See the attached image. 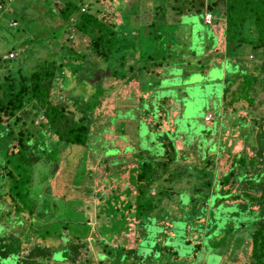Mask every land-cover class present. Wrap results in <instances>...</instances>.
<instances>
[{"label":"rangeland","instance_id":"rangeland-1","mask_svg":"<svg viewBox=\"0 0 264 264\" xmlns=\"http://www.w3.org/2000/svg\"><path fill=\"white\" fill-rule=\"evenodd\" d=\"M28 1L24 5L30 6L27 16L30 22L24 21V15L20 14L23 10L20 2L18 6L21 7L10 10V19L6 17L8 27L0 26V75L7 73L9 68L5 67L9 62L14 71L24 68L30 49L36 52L37 58L47 56L44 47L34 46L38 42H46L47 46L58 50L61 46L59 56L64 63L77 64L81 62L78 56H92L89 65L96 64L98 69L87 73L84 81L72 79L70 69H66L64 78L54 83V102L65 99L70 110H77L75 106L82 109V113L76 115L90 131V134H82L86 136L82 138L85 146H74L71 142L64 149L61 146L55 158L59 165L53 177L48 174L46 181L45 176L35 177L34 186L29 188L25 185L26 177L20 176L17 187L20 192L12 199L4 178V163L15 161L12 164L15 166L16 159L23 154L36 162L40 158L39 150L31 148L40 139H45V144L50 146L56 137L49 128L42 129L45 119L40 112L29 119L33 125L29 122L24 126L34 135L33 138L29 136L25 152L19 154V146L14 141L19 139L16 130L0 136V226L7 230L5 244L14 248L18 241L20 256H25L36 244L58 252L68 242L83 244L75 264H258L264 248L256 249L254 245L264 237V200H255L250 191L259 189L255 192L258 196L264 188V166L261 164L264 161V83L257 79L258 74L264 78V54H258L261 50L253 48L254 44L241 49L231 43L232 30L227 33L224 15L215 18L217 14H213L212 24L205 25L203 7L199 11L189 8L190 0H177L181 9H165L168 21L185 17L180 24L185 42L177 43L182 35L164 37L168 45L166 50L171 51L165 61L159 58L160 41L153 36L148 22L155 14L151 12V16H146L145 9L140 6L143 0ZM68 1L70 10L80 8L81 11H75L68 26L61 27L63 30L55 34L58 38L51 40V29L55 26L52 18L60 16V10L68 6ZM130 9L133 14L127 13ZM82 11L112 26L116 33L110 72L106 70L107 61L96 55L90 40L74 27ZM186 12L189 14L179 16ZM2 13L0 10V15ZM33 18L36 24L31 25ZM41 22L46 24V29L41 28ZM156 26L170 29L168 32L172 34L176 32L164 22H156L154 28ZM156 32L161 34L159 29ZM124 40L131 46L139 45L140 50L151 45L154 51L146 53L160 60L159 66L148 72L152 65L147 64L139 51L137 67L140 72L137 76L127 75L131 69L128 67L135 68V65L129 61L130 55L125 50L124 57L118 58L121 55L118 44ZM22 48L26 50L25 56L19 55ZM75 54L77 57H72ZM196 58L199 63L195 64ZM208 63H213L212 68H205ZM183 64L193 70L184 68ZM195 67L202 68V74L191 76L198 72L194 71ZM168 68L173 69V78L165 80L168 74L164 72ZM146 72L153 76L150 82L143 79ZM251 72L254 76L249 74ZM133 78L137 83L131 81ZM113 79L118 81L112 83ZM152 86L157 91L153 105L149 93ZM244 93L254 96L256 110L248 107L244 100L236 103L237 96L245 97ZM74 96L82 97V103L77 105L71 99ZM156 101L159 104H155ZM31 112L35 114L36 111ZM176 124L181 126L178 132L184 135L176 132L173 136ZM200 136L203 148H200ZM210 139L211 144L208 143ZM212 144L215 146L210 147ZM258 150H262V155L260 163L256 164ZM237 153L238 158L234 156ZM54 154L46 151L42 155L41 150L43 162L49 158L46 162L53 163ZM232 159L241 166L235 162L233 165ZM246 160L251 162L249 166ZM225 172L229 175H223ZM246 172L249 180L245 184ZM56 176L58 178L54 179ZM52 179L55 184L49 195L46 188L52 186ZM41 182L44 186L38 188ZM149 183L152 184L147 187ZM217 184H223L221 192L215 189ZM89 186L92 192L85 193L87 189L84 188ZM226 204H235L237 209ZM13 206H17L18 213H24L21 214L24 223L23 227L16 225L9 230L4 218L9 213L10 219L14 218ZM28 208H32V216L27 214ZM232 211L239 218L229 221L228 213ZM133 214L140 216L142 225ZM241 238V246L235 247V240ZM2 244L0 242V247ZM123 247L127 250L138 247L137 253L126 255ZM17 248L13 249L16 253ZM104 254L108 263L101 262L104 258L100 256ZM121 254L123 259L119 261Z\"/></svg>","mask_w":264,"mask_h":264},{"label":"trees","instance_id":"trees-1","mask_svg":"<svg viewBox=\"0 0 264 264\" xmlns=\"http://www.w3.org/2000/svg\"><path fill=\"white\" fill-rule=\"evenodd\" d=\"M13 1L9 3L7 0H0V10L4 12L0 15V26L5 24V27L6 28L8 27L9 22L5 23L6 17L10 19V10L12 8L21 7L18 6L20 2H22V7H23L22 8L23 10L21 11L20 14L24 15V21L30 22V20L27 18L30 6L24 5L27 3L26 0H15L14 2ZM28 2L30 3V1ZM66 4L68 6L64 10H60V16L57 18L53 16L52 18L53 21L52 24L55 25L53 28L55 29L53 28L51 29L53 34V35L51 34V40L52 37L58 38V36L55 34L58 33V31L63 30V28H65L66 26H68L69 20L73 15V13L77 10H80V8L78 9L75 8L74 10H70V5H69L70 1L66 2ZM214 6H216L215 3L209 5L210 11L212 10L213 12ZM222 13L224 15V21L226 22L227 33H230L228 32L229 29L232 30V37L230 39L231 43H235L236 46L241 47V49H244L245 45L246 47H248L251 45L253 46L254 44L253 48L255 47L256 49L261 50V52H259L258 54L259 55L260 53L264 54V0H225V5L222 10ZM58 20H60L59 23L58 24L55 23ZM33 23L36 24L35 18L32 19L31 25ZM31 25L28 27H31ZM40 25L42 29L47 28L46 24L43 22H41ZM74 27L80 33V35L87 37L90 40V44L93 46L96 55L105 59L107 61L106 67L107 68L110 67L112 63L110 62L111 54L114 49L113 43L115 44L113 39L116 34L113 31L112 26L107 25L102 21L98 20L95 16L89 15L88 13L82 11L77 21L75 22ZM16 39L18 38L16 37ZM124 43L125 45H128L127 40L122 41V44H120L121 49H119V51H121V55L118 58H121L123 56L122 54L125 53V52L122 53L125 50V49L123 50L125 46ZM27 44L28 43L25 42L23 43V45H27ZM52 44H54V42H52ZM21 46L22 45L19 42V47L21 48ZM34 46L40 48L44 47L47 56H45L44 58L42 57L37 58L34 56L36 52L32 49H30V52H27L25 56L24 53L26 50L22 48L20 49L19 55L20 56L24 55L25 57H28V62L24 65V68L20 67V69L14 71L11 68L13 66H10V62H9L8 66L5 67V68H9L7 73L5 75L3 74L0 75V136L6 134L9 135L11 132L16 130L19 139L18 138L14 139V141H16V145L19 146L18 149L19 154L25 152L28 147L26 144L29 143L28 141L29 136L32 137L34 135L30 131V129L24 126H26L29 122L33 125V121L32 120L30 121L29 119L32 118V116L35 117V115L38 112H40L42 113L45 119V122L42 123L43 124L42 129H46V127H49L51 134L55 135L57 139L55 141L53 140L52 145L50 144V146H48V144L46 143L48 146L47 150H45L44 147V145L46 146L45 139H40V141L36 144V146L34 148L33 147L31 148V150L32 149L39 150V154H38V156L40 157L38 159L39 161L37 160L36 162H31L32 159L30 161L28 155L23 154L22 156L16 159L15 166L12 165L13 162L15 161L11 163H9V161H6L4 163L5 165L4 178L7 180V187H8L7 191L11 195V199L13 198L14 194H16V192H20L19 190H17L19 184L18 181H20L19 178L20 176L26 177L27 184L25 185L29 186V188L32 187V185L34 186L35 180H33V178L35 177H37L38 179L39 177L43 178L45 176L44 181H46V179H49L48 174H52L51 176L53 177V175L55 174L54 170L56 169L57 165H59V162L55 158L58 156L60 147L62 146L63 149L66 148V145H68L69 142L73 143L74 146H78V147L85 146L82 142V138L86 139L85 138L86 136H83L82 134L83 132H86V135L90 134V131H88L89 128L83 124L82 118L77 117L76 115L77 113L78 114L82 113V109L79 110L80 107L75 106L77 110H70L65 103V99L64 102L61 101L54 102L52 98H53V90L55 89L54 83L56 82V80L58 81L60 78H64V76L62 75L65 74L64 71H66V69H70L72 79L78 81H84V78L85 76H87L86 75L87 73H92L98 69L96 68V64L89 65V63H91L89 58H91L92 56L77 57V54H75L72 57H77V59H80L81 62H78L77 64H73L70 62L64 63L63 62L64 60L63 59L61 60V57L59 56L62 51L61 46L59 50L53 49L51 46H47L46 42L40 44L38 42ZM165 57H167V55L163 56L162 60L165 61ZM149 59L154 61L155 56L152 54L150 55ZM122 64L123 65L125 64V60L122 62ZM210 65L211 67L210 66L209 67L212 68L213 63H210ZM262 69L264 70V64ZM108 70L110 72L111 69L108 68ZM252 72L254 73V71ZM252 72L249 74L253 75ZM261 76H262L261 74H258L257 79L259 78V80H262L264 83V78H261ZM243 95H245V97H240V95L237 96L238 100L236 101V103H238V101L240 102L241 100H244V102L247 104L248 107H253V109L256 110L255 108L257 107L255 106L254 96L252 95L250 97L247 93H244ZM71 99L75 100L77 105L78 103H82V97L74 96ZM257 99H259V96ZM31 111H36V112L35 114H33V112ZM42 124H40V126ZM180 127L177 128V130H175L173 136L176 135V132L180 131ZM179 133L180 132H178V134ZM202 136L204 137V133L202 134ZM206 139L207 138L205 136L204 140ZM208 143L211 144V139ZM213 145L215 146V144H212L210 147H212ZM210 147L208 148L207 152L209 151ZM41 150H42V155H44V152L46 151L55 153L53 163L46 162V160H48L49 158H46L45 162H43V159L41 157L42 156ZM263 150H264V144H263ZM202 154H204V152ZM261 155H262V150H258V153L255 156L258 162L254 161L256 162V164L260 163L259 161H261L260 160ZM247 161L248 160H246V162ZM18 163L19 165H17ZM246 164L249 166L251 162H247ZM261 164L264 166V161H261ZM165 167L168 169V164ZM88 168L91 169V165H89ZM46 174H47V178H46ZM247 175L248 173L246 172L245 178L243 179V181L245 180V184L246 182L248 183L249 180L247 179ZM57 178L58 176L54 177V179ZM54 179H52L53 180L52 186L46 188L49 195L51 194L53 190L52 187L55 184ZM152 183H149V185L146 184V186L149 187L150 184ZM43 186L44 183L41 182L38 188H42ZM91 187L92 186H89V188L85 187L84 190L87 189L85 193L89 191L92 192L93 188ZM210 187L211 184L209 185V188ZM261 190L263 192L260 193L259 197H254L251 195L250 196L252 198H255V200L257 201L264 200V188H262ZM13 191H15V193ZM214 196H216V194H214ZM230 205L232 206L234 205L235 209H237V206L235 204H230ZM232 206H230L229 208H232ZM16 208L17 206L15 207L13 206L14 215H15L14 218L18 216L17 219L13 218L11 220L10 213L9 216L4 218V221L5 219H7L5 221V224L8 222L10 228L9 230H13L16 225L17 227H23L24 220L22 218L23 215L21 216V214L24 213L22 212L18 213L16 211ZM130 208L133 207L131 206ZM26 211L29 216H32V211H33L32 208L30 209L28 208ZM242 214H245V212H242ZM134 216L136 219H138L137 223L140 222L142 225V220L140 216L137 214ZM228 217H230L228 218L229 221L231 220V218L232 219H235L236 217L237 219L239 218L238 214L235 213V211L228 213ZM0 218H2V215L0 216ZM29 220L31 222L30 218ZM6 231L7 230L5 227L0 226V235L3 234L2 240L0 242L4 243L2 244V247H0V264H8V263L10 264H75L77 256L79 254V249L83 245V244H75L68 242L67 245L61 248L60 251L61 253H60L57 251V249H51V248L49 249L46 246L42 247L41 245L36 244L30 249L29 253H27L25 256H20L17 248V246L19 247L18 241H17V246H14V248H10L5 244L7 240ZM254 246L256 249L260 247L264 248V237L261 238V241H256ZM15 247L17 248V253L13 251V249L16 250ZM118 247L120 246H117V248ZM123 249L125 248L123 247ZM137 249L138 247L134 248V250L125 249V251L127 250L126 255L136 254ZM11 252L12 255L10 254ZM31 252L33 253L31 254ZM121 256L122 254L119 256L120 257L119 261L123 259ZM106 257H107L106 254L101 255L100 259L104 258L103 260H101V262L103 261L108 263L109 260ZM26 258L29 260H27ZM257 263L264 264V253L259 256V258L257 259Z\"/></svg>","mask_w":264,"mask_h":264},{"label":"crops","instance_id":"crops-1","mask_svg":"<svg viewBox=\"0 0 264 264\" xmlns=\"http://www.w3.org/2000/svg\"><path fill=\"white\" fill-rule=\"evenodd\" d=\"M201 1H202V3H201ZM201 1H198V0H194L193 2L190 0L189 2V4H188V7L189 8H191V9H196L197 11H199V10H202L201 8L203 7V9H204V13H205V9H207V10H209L210 11V8H209V5H211V4H213V3H215L216 4V6H214L213 7V12H212V10L210 11L212 14H217V16L215 17V18H217V17H220L221 15H223V13H222V10H223V8H224V5H225V1L224 0H214V1H210V2H206L205 0H201ZM143 6V9H145V12H146V16L147 15H150L151 16V12H153L154 14H155V18L153 17V16H151V18H152V21H148V22H150V24H151V27H150V29L152 30L151 32H152V34H153V36H156L155 37V39L156 40H158L159 38H161V40H160V42H159V44H160V47H161V51H160V57L159 58H162L163 56H166V55H171V51L168 53L167 52V50H165V49H163L164 48V44H166L167 42H166V40L164 39V37L166 36V37H177V35L179 34L178 32L180 31V34H179V36L181 35V30L183 31V34L182 35H184V30H183V28H180L181 26H180V24H181V20H184V18L185 17H183V18H179V19H177L176 21H175V18H172V20L171 21H168L166 18H165V16H164V12H165V9L166 8H168V7H173L174 9L175 8H177V9H181V8H179V6H178V1L177 0H143L142 1V3L140 4V6ZM188 8V9H189ZM127 13L128 14H133V12H132V10L130 9V10H128L127 11ZM193 13H195V12H193ZM189 14V12H186L185 14H182V13H180V17H182V16H186V15H188ZM213 15V16H214ZM163 16V17H162ZM158 23V22H164L165 23V25H167V24H170L172 27H171V29H173L174 28V30L176 31L175 32V34H172V33H170V32H168L170 29H168V31L167 30H164V28H158L157 26L154 28V26H155V23ZM204 24H205V22H204V16H203V21H202ZM182 23H183V21H182ZM206 25V24H205ZM157 29H159L160 30V32H161V34H158L157 32H156V30ZM171 31V30H170ZM148 35H150V30H149V33H148ZM163 37V38H162ZM184 38H185V35H184ZM132 40V39H131ZM130 40V41H131ZM178 40V39H177ZM181 39H179L178 41H177V43L179 44V45H181V41H180ZM147 41H149V40H147ZM146 42V41H145ZM142 46V45H141ZM121 47V45H118V48H120ZM139 45H130V44H128V45H125L124 46V48H123V50L125 49L128 53H129V55H130V58H129V61H131L132 63H133V65H135V68H132V67H128V68H131L130 70H129V72H126L127 73V75L129 74V75H134L135 76V74H136V76L139 74V72H140V69L137 67V65H138V57H139V54H138V52L139 51H141L142 52V55H143V58L147 61V64L148 65H152L151 67L149 66V69L147 70L148 72H152L153 71V68H156V65H158L159 66V63H160V60H154V61H152V60H150L149 59V57H150V54L149 53H146V51L147 52H153L154 51V49L152 48V46L151 45H145V46H143V50H140L139 49ZM209 53V52H208ZM141 55V54H140ZM162 55V56H161ZM249 57H252V55H250ZM166 58V57H165ZM162 60V59H161ZM162 61H164V60H162ZM136 62H137V64H136ZM194 63L196 64V63H199V60L196 58L195 60H194ZM183 66H184V68H187L188 70H193L192 68H190V67H188V64H183ZM211 67V65H210V63H208L207 64V67H205V68H207V69H209L210 67ZM209 67V68H208ZM109 69H111V66L110 67H108ZM194 71H199V72H201L202 73V68H199V67H195V70ZM117 72V71H116ZM148 72H146L145 74H144V77H143V79L145 80V81H148V82H150V80H152L153 79V76H152V74H149ZM115 76V75H114ZM133 76V77H134ZM123 80H125V79H120V81H123ZM133 80V81H132ZM116 81H118L117 79H113L112 80V83H116ZM131 81L132 82H136L137 83V81H135V79L133 78V79H131ZM131 82V83H132ZM138 86V85H137ZM47 128H49V127H46V129ZM46 129H45V131H46ZM53 135V134H52ZM55 136V135H54ZM56 137V136H55ZM56 139H57V137H56ZM239 153H237L236 155H234L235 157H237V155H238ZM238 158V157H237ZM233 162H235L234 164H237V165H240L241 166V164L239 163V162H237V161H235V160H233L232 159V164H233ZM233 164V165H234ZM223 175H229V173L228 172H225V173H223ZM225 177V176H224ZM241 182V181H240ZM217 185H219V184H217ZM211 186H212V183H211ZM4 193H6V192H4ZM3 193V194H4ZM77 222V221H76ZM242 238L241 239H236L235 240V247H240L241 246V243H242ZM240 244V245H239ZM238 256L239 255H237V258H238ZM239 259V258H238Z\"/></svg>","mask_w":264,"mask_h":264},{"label":"water","instance_id":"water-1","mask_svg":"<svg viewBox=\"0 0 264 264\" xmlns=\"http://www.w3.org/2000/svg\"><path fill=\"white\" fill-rule=\"evenodd\" d=\"M184 22V20H181V22ZM180 28H182V27H180ZM149 33V28H147V34ZM179 34H180V31L178 32ZM178 34V35H179ZM183 34V31L181 30V35ZM180 35V36H181ZM163 38V37H162ZM181 40V42H185V38H184V35H182V37L180 38ZM159 41L161 40V38H159L158 39ZM166 45L167 44H164V48L163 49H165L166 50ZM168 46V45H167ZM173 68V67H172ZM172 68H168V69H166L165 70V72H164V74H168V77H166L165 78V80H168V79H171V78H173V75L171 74V71L173 70ZM108 72H109V70H108V68L106 69ZM176 70H180V69H176ZM208 72V71H207ZM185 74V73H184ZM183 74V75H184ZM200 74H202L201 72H194L193 74H191V76H194V75H200ZM186 76V75H185ZM190 76V77H191ZM164 79V78H163ZM163 79H161V81L163 80ZM158 87H160V84L158 85ZM157 87V88H158ZM152 88H153V86L152 87H150V90H149V93H151V95H150V102H151V105H153V102L155 101V99H156V97H157V95H156V93H155V89L156 88H153V91H152ZM189 88V87H188ZM198 89H199V87H198ZM190 90V89H189ZM157 92V91H156ZM189 93H190V91H189ZM196 93V91L195 90H193L192 91V94H195ZM197 93L198 94H200L201 92L198 90L197 91ZM168 98L166 97L165 98V100H167ZM155 104H159V101H156L155 102ZM152 108V107H151ZM152 110V109H151ZM186 110V109H185ZM151 115H152V117H154L155 115L153 114V113H150ZM189 114H191V113H189ZM182 116V115H181ZM181 116H180V118H176V120H175V122H177L178 120H180L181 119ZM182 121V120H181ZM176 126V129L175 130H177V128H179L180 127V125L178 126L177 124L175 125ZM179 134H183V133H179ZM184 135V134H183ZM185 138H186V136H185ZM188 141V140H187ZM202 141H203V137H201L200 136V139H199V143H200V148H203V146H204V144L202 143ZM189 142V141H188ZM202 154V153H201ZM203 155V154H202ZM223 186V184H220V185H216L215 186V189L216 190H218V191H220L221 192V190H222V187ZM212 188V186L210 187V189ZM215 191V190H214ZM178 195V197H179V194H177ZM213 196H214V193H213ZM223 197H225L224 196V194H223ZM220 203H223V202H220ZM227 206H229L230 204H226ZM6 245H7V243H6ZM8 246V245H7ZM11 255H12V252L10 253ZM15 254V253H14ZM8 264H10V263H8Z\"/></svg>","mask_w":264,"mask_h":264},{"label":"built area","instance_id":"built-area-1","mask_svg":"<svg viewBox=\"0 0 264 264\" xmlns=\"http://www.w3.org/2000/svg\"><path fill=\"white\" fill-rule=\"evenodd\" d=\"M212 20H213V14L205 9V13H204V22L206 25H211L212 24ZM12 53L10 54V57H12Z\"/></svg>","mask_w":264,"mask_h":264},{"label":"flooded vegetation","instance_id":"flooded-vegetation-1","mask_svg":"<svg viewBox=\"0 0 264 264\" xmlns=\"http://www.w3.org/2000/svg\"><path fill=\"white\" fill-rule=\"evenodd\" d=\"M94 72H95V71H94ZM94 72H92V73H94ZM101 73H103V71H102V72L100 71V74H101ZM90 74H91V73H90ZM91 77L94 78L95 76L92 75ZM97 77H98V76H97ZM94 81H95V79L93 80V82H94ZM95 82H96V81H95ZM255 192L258 193L259 191H257V190H251V191H250V195H251V196H254V197H259V196H260V193H259V195L257 196V195H255Z\"/></svg>","mask_w":264,"mask_h":264},{"label":"clouds","instance_id":"clouds-1","mask_svg":"<svg viewBox=\"0 0 264 264\" xmlns=\"http://www.w3.org/2000/svg\"><path fill=\"white\" fill-rule=\"evenodd\" d=\"M13 54V53H12ZM167 57H169V55H167Z\"/></svg>","mask_w":264,"mask_h":264}]
</instances>
